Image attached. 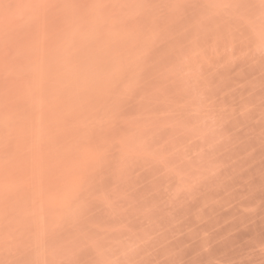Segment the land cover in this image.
Wrapping results in <instances>:
<instances>
[{"label":"rangeland","instance_id":"1","mask_svg":"<svg viewBox=\"0 0 264 264\" xmlns=\"http://www.w3.org/2000/svg\"><path fill=\"white\" fill-rule=\"evenodd\" d=\"M0 264H264V0H0Z\"/></svg>","mask_w":264,"mask_h":264}]
</instances>
